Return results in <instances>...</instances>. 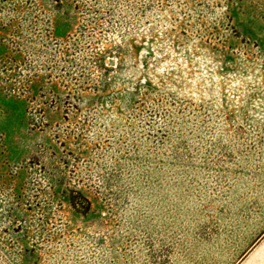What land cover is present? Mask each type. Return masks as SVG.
Listing matches in <instances>:
<instances>
[{
  "label": "rangeland",
  "instance_id": "rangeland-1",
  "mask_svg": "<svg viewBox=\"0 0 264 264\" xmlns=\"http://www.w3.org/2000/svg\"><path fill=\"white\" fill-rule=\"evenodd\" d=\"M0 264H264V0H0Z\"/></svg>",
  "mask_w": 264,
  "mask_h": 264
},
{
  "label": "trees",
  "instance_id": "trees-1",
  "mask_svg": "<svg viewBox=\"0 0 264 264\" xmlns=\"http://www.w3.org/2000/svg\"><path fill=\"white\" fill-rule=\"evenodd\" d=\"M65 187H67V188H63V189H62V193L66 192V191L69 189L68 186H65ZM86 201L88 202V199H87V198L85 199L84 202L80 203L79 206H82V208H85V207L83 206V205H85V204H83V203H85ZM76 206H77V204H76ZM74 207H75V206H74ZM75 208H76V207H75ZM86 209H87V207H86ZM89 209H90V208H89Z\"/></svg>",
  "mask_w": 264,
  "mask_h": 264
}]
</instances>
